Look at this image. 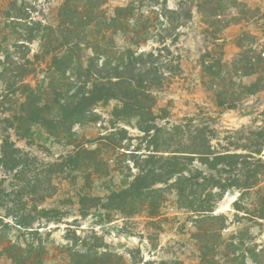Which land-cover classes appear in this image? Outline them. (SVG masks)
I'll return each mask as SVG.
<instances>
[{
    "label": "rangeland",
    "instance_id": "1",
    "mask_svg": "<svg viewBox=\"0 0 264 264\" xmlns=\"http://www.w3.org/2000/svg\"><path fill=\"white\" fill-rule=\"evenodd\" d=\"M63 1L0 0L3 241L41 247V264H264V219H257L264 203V176L242 199L239 211L233 203L240 193L231 189L215 211L200 220L178 206L171 189L163 192L154 216L145 208L123 213L114 204L81 214L80 193L104 197L126 187L138 173L134 163H141L152 146L134 120L112 126L114 101L94 107L95 115L60 136L34 122L29 107L22 105L29 94L24 85L41 89L50 106L72 89L68 73L52 77L48 70L51 55L63 51L69 39L60 32ZM166 1L169 9L191 10V18L177 30V41H167L180 71L169 75L157 92L156 123L171 127L193 117L213 135L211 145L217 152L247 153L256 135H264V0ZM127 2L107 0L104 8L111 14ZM158 8L159 4L153 9ZM239 39L248 56L257 54V75L241 77L232 66L241 51ZM153 48L156 44L148 41L141 50ZM206 52L213 54L216 72L221 61L229 84L260 80L257 93L237 102L233 110L217 108L213 93L203 84L201 57ZM90 150L95 154L86 152ZM77 151L73 172H49V164ZM41 208L57 210L59 218H39L36 211ZM30 221L31 228L20 226ZM0 264H13L1 245Z\"/></svg>",
    "mask_w": 264,
    "mask_h": 264
},
{
    "label": "trees",
    "instance_id": "2",
    "mask_svg": "<svg viewBox=\"0 0 264 264\" xmlns=\"http://www.w3.org/2000/svg\"><path fill=\"white\" fill-rule=\"evenodd\" d=\"M106 2L64 0L61 5L59 16L64 20L60 32L62 37L69 39L63 51L51 55L48 70L52 77L68 73L72 85L68 96L50 106V102L44 101L41 89L24 85L29 94L22 105L29 107L34 122L52 136L68 133L74 125L95 115L94 107L114 101L112 126L134 120L137 129L149 137L152 149L141 163H134L138 173L131 183L104 197L80 193L81 214L114 204L115 209L123 213L128 210V214H132L145 208L154 216L167 189L175 192L178 206L195 220L211 215L231 189L240 193L233 203L239 211L242 199L259 187L264 176V158L261 157L264 135H256L258 138L247 153L217 152L211 145L213 135H207V127L196 118H188L185 124L171 127L156 123L157 92L169 75L180 71L167 41L178 40L177 30L191 18V10L169 9L166 0L161 3L158 0H128L108 14L104 8ZM158 4L159 8L153 9ZM10 14L7 11L8 17ZM240 40L236 44L241 51L232 66L241 77L257 75V54L256 57L248 56ZM148 41L154 42L156 48L142 51L141 47ZM85 51L87 53H81ZM211 60L213 54L204 53L201 70L203 84L213 93L217 108L233 110L237 102L257 93L260 80L229 84L221 61L217 62L216 72ZM86 152L95 154V150ZM79 153L49 164V172L70 174L75 170ZM262 206L257 219H264V203ZM36 212L45 220H56L59 216L57 210L41 208ZM32 222L20 226L31 228ZM0 245L13 264L42 262L41 247L32 243L24 246L11 241L5 243L0 235Z\"/></svg>",
    "mask_w": 264,
    "mask_h": 264
}]
</instances>
